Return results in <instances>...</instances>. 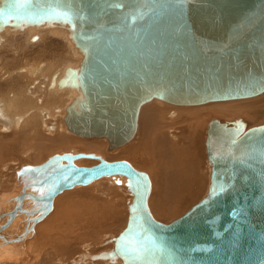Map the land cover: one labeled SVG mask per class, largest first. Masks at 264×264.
Listing matches in <instances>:
<instances>
[{
	"label": "water",
	"instance_id": "1",
	"mask_svg": "<svg viewBox=\"0 0 264 264\" xmlns=\"http://www.w3.org/2000/svg\"><path fill=\"white\" fill-rule=\"evenodd\" d=\"M57 4L0 0V32L67 29L81 60L67 66L57 83L79 91L64 116L79 136L104 137L110 148L126 143L139 107L153 98L192 105L264 92V0H75L72 7L83 18L72 20L51 11ZM136 10L143 15L133 23ZM205 150V193L168 223L148 208L150 181L143 171L125 160L62 152L17 170L24 184L11 210L0 214L6 216L0 230L17 214L43 217L63 189L119 173L131 193L126 224L111 238L112 249L92 257L121 264H264V123L213 119ZM78 157L98 161L76 166Z\"/></svg>",
	"mask_w": 264,
	"mask_h": 264
},
{
	"label": "bare ground",
	"instance_id": "2",
	"mask_svg": "<svg viewBox=\"0 0 264 264\" xmlns=\"http://www.w3.org/2000/svg\"><path fill=\"white\" fill-rule=\"evenodd\" d=\"M53 33H54V31H53ZM1 38H3V37H1ZM59 38H61V37L59 36ZM1 40H3V39H1ZM47 42H48V39H47ZM57 61H59V60L56 59L55 62H48V63L43 64V65L37 64L39 66H36V65L35 66H28V65H30V64H28L24 69L21 70L20 75L22 77H24L26 81L31 80L33 78H35L34 80L37 81V79H39L38 78L39 76H41V75L45 76V74L52 73V71L57 69V66L66 65V63H62V62L60 63ZM32 65H33V63H32ZM64 69H65V67H64ZM2 70H4V69H2ZM10 74H11V72H10ZM7 81H8L7 83L4 81L3 82L0 81V86H2V85L11 86L12 85L11 81L9 79ZM56 81L57 80H55V82ZM17 83H19V81ZM44 84H45V82H44ZM25 87L26 86L24 85V89H21V90L17 89L15 91L11 90V92L6 91V92H8L7 94L4 90L0 89V92H2L1 93L2 96L0 98V131H2V130L7 131L14 126L20 127V132L18 133L19 139L21 138L20 143L25 144V145H27L29 143L35 144L34 147H31L29 149L31 151L33 149L35 150L33 155L30 156L29 153H31V152L25 150L23 152V156L24 157L25 156L30 157V160L34 159L33 163H29L30 165H37V164H40L43 162V161H41V159H38V157H37L38 154L42 150H45L49 147L52 148V147H56V146H60V145H69L66 142L67 138L65 136L55 135L54 137H52L51 140H47V139L43 140V138H45V137H43L42 135H39L40 134L39 127L41 126L42 121H44L45 124L44 123L43 124L46 125L47 121H45V120L49 117H53V116L55 117L57 111H60V112L62 111V113H65L66 112V106L68 104H70V102H72L79 95V91L77 89H75L74 87H70V86H58V84L56 82V83H54V86H52L53 88H55L57 90L54 93H51V91L50 92L47 91L45 89L46 87L38 86V90H39L38 92H40L41 96L39 95L40 98L37 100L35 97H32L30 95H26ZM36 97H37V95H36ZM251 97H253V96H251ZM248 98L249 97L243 98V100H246V101H242V102H234L233 101L234 103H220V104L214 103L213 105H204V106H198L199 104H192L194 106L187 108V109H185L186 107H177V108H182V110L185 109L184 111H178L177 114L178 113L182 114L184 112H188V113H191V115H193V114L204 111L203 113L206 112V113H208L209 116L218 115V116H224V117H234V116H237L239 114H243L245 116L247 115V117H250V119H253L255 117L258 118V116L264 115L263 114L264 111H261L260 109L255 108L256 110H254L253 112L246 110L247 106L250 107L249 105L261 103L262 101H264V98L261 99L260 101H248ZM237 99H240V98H237ZM249 100H253V99L251 98ZM159 101H161L162 105H159V103L152 101V102L146 104L143 107V110L145 112H148V111L152 112V114L150 116L151 122L154 120H157V123H161V121H162V125H164V130L160 131V134H161V136H163V138H162V140H160V142L157 143L159 149L162 150V152H157L156 154L153 153L152 157L150 156V154H146V155L144 154L145 157H143L142 161H139V164H138L137 163L138 161H135L136 158L133 159V156L131 158V155H133V153L129 154V155L127 153V151H129L132 148L131 147L132 145H129V146H127L121 150L123 153L126 154V158L109 159V158H107V157H109V156H107L108 154L107 155L105 154L106 153L105 148L108 145V142L104 137H99V139L88 141L85 145L86 147H84V146H81V148L80 147L79 148L72 147L71 151H66V152H68V153H76V152L92 153L95 156L100 157L106 161L125 160L128 163H130L131 166L134 167L136 170L143 171L148 176V179L150 181V191L148 192V196H147L148 208H149L152 216L156 220H159L162 222L163 220H160L159 218H157V216L154 213V210L151 206V203H152L151 199H152V195H153V191H154V182L153 181H155V180L157 181V179L153 180V176H151L152 174L150 175L149 173L142 170V169H144L143 167H145V165L148 164V162H151V159H153V160L157 159V166L159 168H163L162 166H163L164 157L159 158L158 156H160V154L165 155L167 151L172 150L171 146L174 148H177V150L174 149L176 151L173 155L175 158L181 157L180 161H184V163L181 164V163H178V161H177L178 166H179V170L177 168H175L177 170H175V171L166 170L165 173L168 176V178H166V179L169 180L171 183H174V185H173L174 190L172 191L173 193L171 194L173 196V200H174V197H177L178 199H181V198L183 199V192L185 193L186 191L179 189V183H178L179 178H180L179 173L181 171L184 172V170L188 171L191 168H196L195 175H196L197 181L193 182V180H191L189 178L190 175L188 173V175H186L185 179L182 181L181 184L189 185V186L192 185V187L198 188L201 190L204 186L203 182L201 181L203 176L201 175L202 176V178H201V176L199 175L198 167L200 166L199 160H201V158H203L204 155H203V149H202L203 148L202 147V141L203 140L201 139L203 137H200L202 135V133L200 134L201 131H199V128L197 127L198 125H200L199 117L194 116V115L192 117H190L191 115L188 116V117H190V119L189 120L186 119L187 120V127H185V129L178 128L177 125H174V123H173L175 120H173V119L169 120L170 117H168L167 110L165 108H162L167 103L162 102V100H159ZM143 104H141V106ZM202 104H204V103H202ZM173 105H176V104H173ZM195 105H197V106H195ZM141 106L139 107L137 126H136V129H135V132H134L132 138L130 140H128L126 143L121 144L119 146H115L112 148H110L108 146L109 149H115V148L122 147L134 138V136L137 132V129L139 128L138 121H139V117H140ZM181 106H189V105H181ZM179 110H181V109H179ZM60 112H58V114H60ZM65 115H66V113H65ZM20 116H23V117L20 118ZM146 118H147V116H146ZM217 120L220 121L219 119H217ZM144 121H145V124H146V122H148V120L146 121V119ZM220 122H222V121H220ZM39 124H40V126H38ZM50 127H51V130L53 132V128L55 127V125H54V127L53 126H50ZM155 127L156 126L153 127L154 129L152 127L150 129L149 126L147 127L150 130L149 136L151 139L153 138V135H157V134H155V132H156ZM160 127H161V125H160ZM55 129H56V127H55ZM152 129H153V132H152ZM33 132L35 135L38 136L37 137V136L33 135L34 138H36V140H33V138L30 135ZM188 132H189V138L191 141L190 143L185 142V138H186L185 135ZM0 136H3L2 133H0ZM41 136H42V138H41ZM79 137L92 138V137H83V136H79ZM49 138H51V137H49ZM1 140H3V139H1ZM1 140H0V143H1ZM45 140H46V142H45ZM78 140H80V139L77 138V141ZM43 142H45V143H43ZM151 142H153V140ZM151 142L149 145V143L147 141V147L151 146ZM76 143H78V142H76ZM191 146L195 147V151H196L195 157H192L191 155H189V153L186 150L187 148H190ZM82 147H84V148H82ZM16 156L21 157L19 151L16 152ZM188 158L190 159L191 163L188 162ZM172 160L174 162H176L174 159H172ZM84 161H89V162H84ZM97 161L98 160L96 158L78 157L74 160V164L76 166L85 167V166H90L92 164H96ZM16 163H17V161H16ZM29 164H27V165H29ZM170 164L172 165V163H170ZM180 166H182L181 169H180ZM168 167L169 166H166L165 168H168ZM172 167H174V166H172ZM50 169H53V168H50ZM58 169L59 168H54L53 171L55 172ZM199 171H201V169ZM14 172H15V170H14ZM66 172H67V170H66ZM116 177H118V178H116ZM1 178L2 177L0 176V180H1ZM57 178L59 179L60 177L57 176ZM3 179L4 178H2L1 181H4ZM105 179L109 180L105 184V186H103L102 189H99V190L97 189L95 191L93 189V187H95V184H97L101 181H104ZM17 180H16L17 181L16 192H14V191L12 193L8 192L9 194L3 193V196L0 197V208H1L0 214L11 210L12 206L10 204L13 202V200H12L13 197L18 195L21 192V187L24 184V182H23L22 178L19 176H18ZM114 180H120L119 184L121 182L125 183L126 177L123 174H119V173L102 175V176H100V177H98V178H96V179H94V180H92L86 184H75L71 188L63 189L62 191L57 193L55 196H53L51 208L48 210V212L43 217H41L37 214L30 216V217H28L29 215H27L28 218L26 220L24 219V221L22 222L24 227H25L23 229V231L20 232V234L18 233V235H10L7 231L9 229H14L15 227L17 229H19L20 228L19 221H21V219H22L20 217L24 216L23 218H25L24 214H17L16 217L11 221V223L6 228L0 230V256H2L1 255L2 253L5 255L4 257H2V260H0V264L10 263V262L5 263L4 262L5 259H7V260L8 259H14V257L16 258L17 255H19V254L22 255L23 252H24V255H22V257H20V255H19V257H18L19 259H17V260L15 259V261H13L11 264H30V263L33 264V262H35V264H36V260L39 256V254L44 251V247H46L47 245H49L51 248H55L56 251H62L64 253L62 254V256H59L60 252L53 251L54 255L51 256V253H49V255L45 258L46 260L43 259V262H41V264H81V263L82 264H88L90 262H95V260H99L100 262H108V263L114 262L115 264H116V262H118L120 264L121 262L119 259H115V260L105 259V258L99 259V258L92 257V255L98 254V252H102V251H98V252L95 251L93 254L89 253L86 255H84V254L79 255V252H78L79 245H75V243H78V241L80 239L79 235H81L83 230L85 229L83 227L82 221H83L84 217L86 218V216L83 217L82 215H85L88 213V211L91 209L94 202L100 203L99 199L102 198V196L106 197L105 192L107 193L106 190L108 188H109L108 190H111L112 192L115 190V188H113V186H111V184L114 182ZM169 181H168V183H170ZM116 184H118V183H116ZM170 187H172V186L169 185V189H170ZM194 188H192V189H194ZM175 193H176V195H175ZM108 195H109V192H108ZM25 202L27 203L26 208H29L30 201L26 200ZM166 202H167L166 204L164 203V205H166L165 209L169 210V207L172 208V206H171L172 203H168V201H166ZM9 205L11 206V208L7 209L9 207ZM31 205H32V202H31ZM79 207L82 209V211H81V209L79 210ZM92 210H94V209H92ZM171 213H173V212H171ZM99 214L101 215V213H99ZM127 214H128V210H127ZM159 217H161V216H159ZM31 218L35 219L34 223L29 222V220ZM87 219H89V218H87ZM90 219H92V218H90ZM161 219H163V218H161ZM5 220H6V216L0 217V226L5 222ZM126 220H127V216H126ZM126 220H125V223L123 225V228L126 224ZM96 221L97 220H95V222ZM31 224H33L32 227H31ZM44 226H49V228L51 227V229L48 228V229L41 230ZM95 228H96V226H95ZM39 230H41L43 232L39 233ZM10 231H13V230H10ZM99 231L100 230H98V232ZM95 232L96 231H94V233ZM37 234L38 235L43 234L44 237H42V236L40 237V235H39L38 239L36 241V238H37L36 235ZM95 235L92 237V240L95 237ZM92 240H90V241H92ZM108 241H110L112 243L111 238H109ZM81 249H82V247H81ZM46 252H49V251H46ZM13 253H14V255H13ZM66 256H68V257L78 256L79 259L78 260H72L71 263H67L68 259ZM39 257H41V256H39ZM73 259H75V258H73ZM107 260H109V261H107ZM99 261H96V262H99Z\"/></svg>",
	"mask_w": 264,
	"mask_h": 264
},
{
	"label": "rangeland",
	"instance_id": "3",
	"mask_svg": "<svg viewBox=\"0 0 264 264\" xmlns=\"http://www.w3.org/2000/svg\"><path fill=\"white\" fill-rule=\"evenodd\" d=\"M53 31H54V33H53ZM0 33H1L0 38L3 37V38H1L3 40L0 39V81H2V82L4 81L7 83L8 82L7 80L9 79L12 83L11 86H7V85L0 86V89L4 90L5 92L6 91L11 92V90L15 91L17 89L18 90L24 89V85H25L26 86L25 87L26 95H30L32 97H35L38 100L41 96L40 92H38L39 91L38 86L46 87L45 89L47 91H49V92L51 91V93H54L57 90L55 88H53L52 86H54V83L58 82L59 78L64 74V67L66 68L67 66H70V65H71V67H76L79 65V62L81 59V54L73 46L72 41L69 39L67 29L65 27H62V28H58V27L43 28V27H40L39 28L38 26H30V27L26 28L25 30L23 29V30H19V31L6 28L3 31H1ZM34 34H37L39 37L36 41L31 40V37ZM59 36L61 38H59ZM47 39H48V42H47ZM56 59L59 60L57 62L66 63V65L57 66V69L52 71V73L45 74V76L41 75L38 77L39 79L36 78L37 81L34 80L35 78L26 81L25 78L20 75L21 70L24 69L28 64H30L28 66H35V65L39 66L37 64L43 65V64H46L48 62H55ZM32 63H33V65H32ZM2 69H4V70H2ZM10 72H11V74H10ZM53 74L56 76L53 77ZM54 79L57 81L55 82ZM18 81H19V83H17ZM44 82H45V84H44ZM8 92H6V94ZM1 93L2 92H0V98L2 96ZM36 95H37V97H36ZM251 98L253 100H249ZM263 98H264V92H262L261 94H259L257 96L249 97L248 101H260ZM152 101H155V102L159 103V105H162L161 101L157 100L156 98H153L148 102H145L141 106L140 117H139V121H138L139 128L137 129V132H136L134 138L130 142H128L127 144H125L124 146L119 147V148L109 149V147L107 145L105 148V152H106L105 154L106 155L108 154L107 156H109L107 158H109V159L126 158V154L123 153L121 150L123 148L129 146V145H132L131 146L132 148L129 151H127V153H128V155L133 153V155H131V158H132V156H133V159L136 158L135 161H138L137 162L138 164H139V161H142L143 157H145L146 154H150V156L152 157L153 153L156 154L157 152H162V150L159 149L157 143L160 142V140H162V138H163V136H161V134H160V131L164 130V125H162V121H161V123H157V120H154L151 122L150 116H151L152 112H150V111L145 112L143 110V107ZM233 101L234 102H242V101H246V100H243V98H240V99L226 100V101L206 102L204 104H199L198 106L213 105L214 103L215 104H218V103L219 104L220 103H234ZM193 106L194 105L181 106V105H173V104L167 103L162 108H165L167 110L168 117H170L169 120H172V119L175 120L173 122L174 125H177V127L181 128V129L182 128L185 129V127H187V120H189L190 117H192L193 115L199 117L200 125H198L197 127L199 128V131H201L200 134L202 133V135L200 137H203L201 139L203 140L202 141V147H203L202 149H203V155L204 156H203V158H201V160H199L200 166L198 167V169L199 170L201 169V171L198 170V173L200 176L201 175L203 176V178L201 176L202 180L200 179L204 184L203 188L200 190L198 188L192 187V185L189 186V185L181 184L182 181L185 179L186 175H188V173L190 175L189 178L191 180H193V182L197 181V178L195 175L196 168H191L188 171L184 170V172L181 171L179 173V176H180L179 182H178L179 183V189L185 190L186 192L185 193L183 192V199L182 198L178 199L177 197H174V200H173V196L171 194L173 193L172 191L174 190V186H173L174 183H171L169 180L166 179V178H168V176L166 175L165 172H166V170H169V171H175L177 169L179 170L178 163L182 164V163H184V161H180L181 157L180 158L174 157L173 154L175 153L177 148H174L172 146H171L172 150L167 151L165 155L160 154V156H158L159 158L164 157L163 166H162L163 168H159L157 166V159H155V160L151 159V162H148V164H146L145 167H143L144 169L141 168L142 170L149 173L150 175L152 174L151 176H153V180L157 179V181L156 180L153 181L154 182V191H153V195H152V199H151L152 200L151 206H152L154 213L156 214L157 218H159L160 220H163L162 222H165V223H168L172 219H175L178 216H180L192 204H194L199 198H201V196L206 191L208 181H209L210 163L208 162L207 157H206L205 138L207 135V129H208L209 122L213 119H219L220 121L224 122V121H232L236 118H242L243 121L246 123L247 127L264 123V115L258 116V118L260 117L259 119L257 117H255L256 119L255 118L250 119V117H247V115L245 116L243 114H239V115L234 116V117H224V116H218V115L209 116L208 113H206V112L203 113L204 111L193 114V115H191V113H188V112H184L182 114H179V113L177 114L178 111H184L185 109L193 107ZM195 106H197V105H195ZM249 106L250 107L247 106V108H246V110H248V111L253 112L256 109H260L261 111H264V101H262L261 103H257V104L249 105ZM177 107H186V108L184 110H182V108H177ZM179 109H181V110H179ZM58 112H60V111L56 112L55 117L54 116L49 117L45 120V121H47L46 125H44L45 124L44 121H42L41 126H40V124L38 125V126H40L39 127V130H40L39 135H42L43 137H45V138H43V140L44 139L51 140L52 137H54L55 135L65 136L67 138L66 142L70 146L69 145H60V146H56V147H52V148L49 147L45 150H42L37 156L38 159H41V161L46 160L52 154H55V153L59 154L62 152L71 151L72 147H76V148H79V147L81 148V146L86 147L85 145L88 141L99 139V137L82 138V137H79V135L72 133L71 131L68 130L66 123L64 122V116H65L66 112L62 113V111H61L60 114H58ZM146 116H147V118H146ZM188 116H190V117H188ZM21 117H23V116H20V118ZM145 119H146V121L148 120V122H146V124L144 121ZM54 125H55L56 129H55ZM160 125H161V127H160ZM50 126L54 127L53 132H52ZM148 126L150 127V129H151V127L153 128L154 126H156L155 127V130H156L155 134H157V135H153L152 139L149 136L150 130H149V128H147ZM153 129H152V132H153ZM19 132H20V127H17V126H14L7 131H5V130L0 131V133H2V135H3V136H0V140L3 139V140H1V143H0V176L2 178H4L3 179L4 181H1L2 178L0 180V184H1L0 185V193H1L0 197L3 196V193L9 194V193H12L13 191L16 192V189H17L16 185H17V181H18L17 180L18 176L16 174V171L20 168V166L22 167L25 164L27 165L29 163L34 162V159L30 160V157H26V156L24 157L23 152L26 150V151L31 152V153H29L30 156L33 155L35 150L33 149L31 151L29 149L31 147H34L35 144H32V143L30 144L28 142L29 144L25 145V144L20 143L21 138L19 139V135H18ZM30 135L33 138V140H36V138H34V136H33V135H35L34 132ZM35 136H37V135H35ZM42 136H41V138H42ZM49 137H51V138H49ZM185 137H186L185 142L190 143L191 141L189 138V132L185 135ZM77 138H79L81 141L80 140L77 141ZM145 139L148 141L149 145H150V142L153 140V142H151L150 147L149 146L147 147V141ZM45 142H46V140H45ZM45 142H43V143H45ZM76 142H78V143H76ZM84 147H82V148H84ZM174 149H176V150H174ZM186 150L189 153V155H191L192 157L196 156L195 147L191 146L190 148H187ZM17 151H19L21 157L16 156ZM172 159H174L176 162H174ZM16 161H17V163H16ZM177 161H178V163H177ZM84 162H89V161H84ZM188 162L191 163L189 158H188ZM170 163H172V165ZM166 166H169V167L165 168ZM172 166H174V167H172ZM175 168H177V169H175ZM181 168H182V166H180V169ZM14 170H15V172H14ZM116 178H118V177H116ZM108 181H109L108 179H105L104 181H101V182L95 184V187H93V189L95 191L97 189L98 190L102 189V187L105 186V184ZM119 181L120 180H114V182L111 184V186H113V188H115V190L112 192L111 190H108L109 189L108 188L106 190L107 193L105 192L106 197L102 196V198L99 199L100 203L94 202L93 203L94 206L92 205V207L88 211V213L85 215H82L83 217L86 216V218L84 217L83 221H82L83 227L85 229L83 230L82 234L79 235L80 239H79L78 243H75V245H79V250H78L79 255H83V254L86 255L89 253L93 254L95 251L96 252H98V251L107 252L110 249H112L113 242L111 243L110 241H108V239L114 237L123 228V225L125 223L126 216H127V205L131 199V193H130L129 189H127L128 187L126 186V184L124 182H121L119 184ZM168 181L170 183H168ZM116 183H118V184H116ZM169 185L172 186V187H170V189H169ZM192 188H194V189H192ZM108 192H109V195H108ZM175 195H176V193H175ZM166 201H168V203H172L171 204L172 208L169 207V210L165 209L166 205H164V203L166 204L167 203ZM13 204L14 203L12 202L10 205L13 207ZM10 205L7 209L11 208ZM80 209L81 208L79 207V210ZM92 209H94V210H92ZM81 211H82V209H81ZM98 212L101 213V215ZM171 212H173V213H171ZM159 216H161V217H159ZM23 217H20L22 219H21V221H19V223H20L19 229H17L15 227L14 229H9L7 231L10 235H18V233L20 234V232L23 231V229L25 227H24L22 222L24 221V219L26 220L28 218L27 215H25V218H23ZM87 218H89V219H87ZM90 218H92V219H90ZM161 218H163V219H161ZM95 220H97V221L95 222ZM95 226H96V228H95ZM48 228H49V226H44L41 230L48 229ZM49 229H51V227ZM97 229L100 231L98 232ZM10 230H13V231H10ZM41 230H39V233L43 232ZM94 231H96L97 233L96 232L94 233ZM93 234L94 235L96 234V235L92 240V237L94 236ZM39 235H40V237L41 236L44 237L43 234L42 235L39 234ZM39 235L38 234L36 235L37 236L36 241H37ZM90 240H92V241H90ZM81 247H82V249H81ZM46 251H49V252H46ZM53 251L60 252L59 256H62V254L64 253L62 251H56L55 248H51L49 245H47L46 247H44V251L42 253H40L41 255L39 254V256H41V257L38 256V258L36 260V264H41V262H43V259H45L49 255V253H51V256L54 255ZM1 255L2 256H0V260H2V257L5 256L3 253ZM13 255H14V253H13ZM19 255H17L16 258L14 257V259H8V260L5 259L4 262L5 263L10 262L7 264H11L13 261H15V259L16 260L19 259L18 258ZM22 255H24V252ZM22 255H20V257H22ZM78 256H70V257L66 256L67 259L69 260V261L67 260V263H71L72 260H78L79 259ZM73 258H75V259H73ZM96 261H99V260H95V262H90L88 264H115L114 262L108 263V262H100V261L96 262ZM107 261H109V260H107ZM30 264H32V263H30ZM33 264H35V262H33ZM116 264H119V263L116 262Z\"/></svg>",
	"mask_w": 264,
	"mask_h": 264
},
{
	"label": "snow or ice",
	"instance_id": "4",
	"mask_svg": "<svg viewBox=\"0 0 264 264\" xmlns=\"http://www.w3.org/2000/svg\"><path fill=\"white\" fill-rule=\"evenodd\" d=\"M178 3H183L184 0H177ZM75 3V0H58L57 7L52 8L51 11L55 14L61 16L66 20H72L73 17L83 18L82 10H77L72 7ZM120 6V5H118ZM122 7V6H121ZM143 12L141 10H136V12L131 16V21L135 23L136 19L142 17ZM226 189H221L220 191L223 192ZM214 195H219L220 192H216L214 190ZM133 251H138V249L133 248Z\"/></svg>",
	"mask_w": 264,
	"mask_h": 264
}]
</instances>
